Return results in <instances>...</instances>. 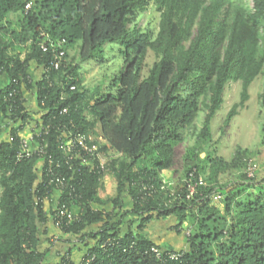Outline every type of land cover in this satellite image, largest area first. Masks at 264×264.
Instances as JSON below:
<instances>
[{"label": "trees", "instance_id": "obj_1", "mask_svg": "<svg viewBox=\"0 0 264 264\" xmlns=\"http://www.w3.org/2000/svg\"><path fill=\"white\" fill-rule=\"evenodd\" d=\"M151 3L161 13L156 35L135 22ZM58 42L65 55L56 69ZM108 42L116 44L122 67L107 86L91 89L81 66L95 51L106 58ZM149 51L156 59L144 75ZM262 72L264 0H254L253 9L243 0H0V264H85L88 258L91 264H264V177L247 172L254 152L238 146L230 158L219 153L237 106L213 143L227 84L241 83L244 105ZM201 112L202 127L184 154L185 179L173 189L162 173L175 167L177 147ZM33 121L49 130L44 137L62 161L57 172L68 182L64 190L46 184V164L38 165L37 155L17 159L19 132ZM70 130L101 134L99 150L117 157L104 168L86 167L76 157L69 168L60 142ZM108 170L117 193L102 198ZM222 174L230 177L222 182ZM199 177L205 183L191 194ZM58 201L78 213L60 228L52 221ZM172 217L179 233L185 223L191 227L187 248L150 237L151 223ZM50 224L63 233L57 240L70 235L83 244L79 261L73 247L47 260L55 244ZM152 245L184 256L159 259Z\"/></svg>", "mask_w": 264, "mask_h": 264}, {"label": "rangeland", "instance_id": "obj_2", "mask_svg": "<svg viewBox=\"0 0 264 264\" xmlns=\"http://www.w3.org/2000/svg\"><path fill=\"white\" fill-rule=\"evenodd\" d=\"M244 5L249 8H254V0H243ZM160 11L155 7L154 3L149 5V8L146 12L138 14L135 22H138L139 25L144 27V29H148L153 35H156L158 31V25L160 21ZM133 22L130 26L134 25ZM116 44L114 43H106L104 47L107 48L106 58H99L97 55V51L94 52V56L92 59L84 62L81 66V70L84 75V83L87 84L91 89L94 88L99 83L103 82L105 86H107V82L109 79L116 75L121 67L122 61L120 56L116 52ZM72 54H77V49L73 48L70 51ZM24 55V51L22 56ZM156 59L155 54L152 51H149L145 57V66L143 68V74L145 75L149 69V66ZM31 74L34 78H37L40 74L39 68L36 66L31 67ZM8 82V79L5 80ZM264 88V72H262L250 85L248 90V98L244 102V105H241L242 101V85L240 82L230 81L224 91V104L219 111V121L214 124L213 143H216V140L220 137V124L227 117L228 112L236 107L237 113L232 117L230 124L226 127L225 132V142L223 144H219V153L226 158H230L235 149L238 146L248 147L253 150L254 154L251 157L252 164L255 166L256 174L261 179L264 177V103H262L261 95ZM27 104L35 109L36 101L35 97L29 93H27ZM204 114L201 112L197 121L196 127H192L189 132L186 134L185 141L177 147V160L175 167L166 170L162 173L164 181H167L173 189L176 188L181 182L185 179V171L187 165L184 161V154L187 151L189 146L195 144L196 141V132L202 127V122ZM99 127V124H98ZM100 129V128H99ZM97 137V141L99 145L104 144L103 137L101 134L95 135ZM100 140V141H99ZM213 148V147H212ZM103 152V151H102ZM104 160H111L112 158L117 157V153L112 150H109L107 153L103 152ZM119 158V157H118ZM230 176L228 174H222L220 176V180L225 182ZM205 181V180H204ZM103 191L100 189V192H105V196H114L117 193V181L114 175V172L108 170L106 177L103 179ZM106 186V187H105ZM106 189V191L104 190ZM1 192V187H0ZM124 199L126 201V206L130 207V196L129 194H124ZM129 217V216H128ZM126 217V218H128ZM175 218H163L159 220H155L153 222L154 225V234L158 236V239L163 242L164 240L168 243H184L188 245L187 242V234L189 233V229L191 228L188 223L184 224V230L180 233L175 229L176 221ZM138 223L135 221V224ZM63 233L59 231L55 232L56 237L53 239L56 241ZM63 237V236H62ZM67 238L63 241L57 240L60 246V242L62 243H70L69 240L77 241L76 237L67 235ZM164 241V242H165ZM176 244V245H177ZM81 245H83L81 243ZM180 246V245H178ZM178 249V248H177ZM76 247H74L73 251L75 252ZM75 254V253H74ZM76 256V255H75Z\"/></svg>", "mask_w": 264, "mask_h": 264}, {"label": "built area", "instance_id": "obj_3", "mask_svg": "<svg viewBox=\"0 0 264 264\" xmlns=\"http://www.w3.org/2000/svg\"><path fill=\"white\" fill-rule=\"evenodd\" d=\"M31 6L30 3L27 4L26 8L29 9ZM63 42H58L57 47L53 48L54 53H56L57 60L53 62V65L56 69L60 67L61 61L63 60V56L65 55V51L59 49L62 46ZM43 50H48V45L42 44ZM58 48V49H57ZM71 90L76 89V85L70 86ZM68 108H64L62 110L63 113H68ZM48 128L43 127V124H39L38 122H32L29 126L24 130L19 132V142L20 149L17 154L18 161L23 159H29L37 155L40 160L38 165H45L44 170L45 174L48 178L46 181L47 185L55 184V186L59 190H64L65 187L68 186V182L64 178L62 174H58L57 170L60 169L62 165V161L59 159H55L53 153L48 150V142L45 139L44 135L48 134ZM65 138L60 142V148L65 154V163L69 165V168L74 167L73 160L74 158H78L82 165L86 167L92 168H104V164L106 163V159L104 160V153L99 150V144L97 141V137H95L92 133L86 132H74L72 130L68 132H64ZM43 159V160H41ZM99 161V166L97 162ZM247 172L249 176H254L256 169L250 160L247 167ZM194 177V173L190 174V179ZM205 181L202 177H199L198 181L190 184L191 194L195 191V187L199 184H204ZM72 190L75 187L72 185ZM189 196V195H188ZM78 217V213L73 211L68 207L66 202L58 201L54 212L52 214V221L57 228H60L64 222H70ZM149 251L153 253L159 259H173L178 260L184 256V252L182 251H164L160 247L156 245H152L149 248ZM93 261L92 258L86 259L85 264H91Z\"/></svg>", "mask_w": 264, "mask_h": 264}, {"label": "crops", "instance_id": "obj_4", "mask_svg": "<svg viewBox=\"0 0 264 264\" xmlns=\"http://www.w3.org/2000/svg\"><path fill=\"white\" fill-rule=\"evenodd\" d=\"M106 176H104L103 178H102V187L100 188V189H102V191H103V179L105 178ZM106 187V186H105ZM104 190L106 191V189L104 188ZM105 192H99V195L102 197V198H104V197H107V196H105ZM98 207H101L100 205H98L96 208H98ZM154 225L155 224H153V223H151L149 226H148V232H149V234H150V237L153 239V240H155L156 242H158V243H161V244H167L168 242H166L165 240V242L163 241H161L160 240V238L158 239V236H156L155 234H154V232H153V230H154ZM49 230H50V233L52 234V240H54L53 238L54 237H56V235H55V232H57L58 230H57V228L56 227H54L52 224H50L49 225ZM59 234V233H58ZM59 236H60V234H59ZM67 238V237H66ZM55 241V240H54ZM57 244H59V242H56L55 241V244H54V247H53V249H52V251H51V253H50V255L48 256V258H47V260L48 261H51V262H55L56 260H57V249H60L61 251H65V250H68L69 248H74V247H76V250H75V252L74 251H72V257L73 258H76L78 261L82 258L81 256H82V250H80V247H82V245L81 244H79V243H76V242H72V243H62V242H60V246H57L56 247V245ZM168 244H170V245H172V246H174L176 249L178 248V249H182V248H187V244H186V242H182V243H179V244H175V243H168ZM178 245H180V246H178ZM75 253V254H74ZM76 255V256H75Z\"/></svg>", "mask_w": 264, "mask_h": 264}, {"label": "bare ground", "instance_id": "obj_5", "mask_svg": "<svg viewBox=\"0 0 264 264\" xmlns=\"http://www.w3.org/2000/svg\"><path fill=\"white\" fill-rule=\"evenodd\" d=\"M100 141V140H99ZM80 243V242H79Z\"/></svg>", "mask_w": 264, "mask_h": 264}]
</instances>
